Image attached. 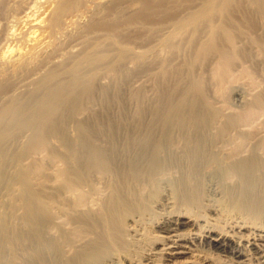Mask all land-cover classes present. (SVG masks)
Returning a JSON list of instances; mask_svg holds the SVG:
<instances>
[{
    "label": "bare ground",
    "instance_id": "obj_1",
    "mask_svg": "<svg viewBox=\"0 0 264 264\" xmlns=\"http://www.w3.org/2000/svg\"><path fill=\"white\" fill-rule=\"evenodd\" d=\"M81 1H54L0 55V264H264V90L235 83L241 107L225 104L232 12L264 20V0H130L159 32L145 50L96 18L66 35ZM128 62L146 63L151 95L115 98Z\"/></svg>",
    "mask_w": 264,
    "mask_h": 264
},
{
    "label": "rangeland",
    "instance_id": "obj_2",
    "mask_svg": "<svg viewBox=\"0 0 264 264\" xmlns=\"http://www.w3.org/2000/svg\"><path fill=\"white\" fill-rule=\"evenodd\" d=\"M12 1L10 0L11 3H14L15 1H18V0H14L13 2ZM21 1L22 3L19 2V5L21 6L20 8L22 10L17 12V14L14 13L13 11L8 12V13L5 12L7 15H5V13L3 14L2 12L0 13L1 15L0 16L1 17L0 18V35H1L0 36L1 37L0 39V53L1 54L0 55H2V51L7 50V45H9L10 42L12 43L10 45H13V43H15L16 40H19L20 42L24 41L23 40L24 36L29 31H31L33 28H37L39 21L42 18L49 16V13H50L49 10L51 7L54 6L53 5L55 4L54 1H57V0H35V1L34 0H28V1L21 0ZM23 1L25 2V5L23 4L24 3ZM183 1L184 0H178V2H183ZM253 2H256V0H253ZM9 4H10L9 0H5L4 5L6 6ZM32 4H34L35 6L34 5L32 6ZM110 4H111V0H82L80 5L78 6L79 9L77 13L75 12L76 13L75 16H77L78 19L77 20L76 18L72 19L75 16H69V14H67L66 16H63L64 17L63 27L65 29L63 30L62 28L61 31H64L65 33L66 32L71 33L72 31L75 32L74 30L75 28H77L76 26L79 23L86 22L90 18H96V20L105 21L104 26H102V29L99 31L100 33H103V34L109 33L111 31L110 30L111 26L115 27L110 35L115 40L116 44H119V45L129 46V47L135 48L136 50L137 49L145 50L149 46L151 37L153 36L158 37L159 32L158 33L152 32L150 28L148 27V24H146L144 20L139 17L140 14L137 11L138 3H136L135 1L131 2L130 0H125L123 3L120 4V8L118 9L116 13H110L108 15H105L106 13L103 12V7L105 8L109 6ZM24 6H26L27 8ZM79 10H81L82 12ZM32 13L34 14L32 15ZM10 15L11 16L14 15V16L10 17ZM69 19H70V22L72 21L74 22L75 20L76 22L70 23ZM232 19L236 27L239 28V30L242 29L243 32H242V35L239 34L240 39L236 41V46H237L236 56L237 57L231 59V64H230L231 71H232L231 73L235 81H232L225 85L226 86L225 97L227 96V99L225 100V104L228 105L229 107L233 106L232 109H235V108L240 109L241 106L238 100L234 99L232 95L229 94L230 88L233 84L239 83L241 87L243 88V90L247 92L246 95L248 94V97H250L249 94L253 92L252 90H250L252 81H254V83L257 85L256 90H264V57L262 56V51H264V22H263L264 20L250 18L244 12H240L236 10L235 12H232ZM43 23L41 22L39 25H42ZM64 32L60 34L58 32L56 34L57 37L55 36L49 37L50 43L56 44L58 43L59 39L65 40L66 36L63 35L65 34ZM37 33H38V30L36 31V33H34V35ZM63 37L65 38L63 39ZM260 38L262 39V42H261L262 48H260V46L257 43V40ZM43 40H48V37L44 38ZM76 40L78 42H76L74 39L75 42L72 41L74 43L69 44L70 49L75 50L77 49L76 47L81 46V45L80 46L78 45V43H80V40L77 38ZM28 43H32V40H29ZM4 46L6 47L4 48ZM8 54H9V51L8 52L6 51L4 53V57L7 56ZM176 57L177 56L173 57L172 61L169 62L170 65L175 66L180 61V58H176ZM124 67L125 68L123 72L121 73V76L117 80L118 86H117V93L115 94V98L123 100L138 85L141 86V90L143 93H145L146 95L147 94L151 95V93L153 92V88H152L153 86L151 85V81L149 80L150 81L149 82L146 78L148 74L146 63H142L141 65H136L131 62H128L125 64ZM157 69H159L158 65H157ZM195 69H196V72L201 74V76L203 77L204 79L203 87L205 86L209 89V92H208L209 97L211 99H214L213 96L212 97L210 96L212 95V89L210 88L211 85H209L211 84L209 82L211 78V71H212L211 64L207 63V61H203L202 63H199L198 66H195ZM131 107H134V106H132V104H128L127 109ZM263 111L261 113L262 116L261 114L259 115L261 116L260 120L262 118L264 119ZM257 119H256V122L257 123L260 122L259 123L260 125H261V122L264 121L263 119L261 121ZM187 258H188V255H187Z\"/></svg>",
    "mask_w": 264,
    "mask_h": 264
}]
</instances>
